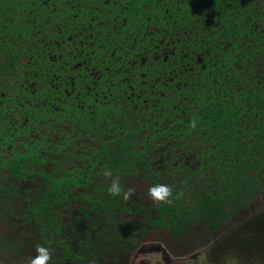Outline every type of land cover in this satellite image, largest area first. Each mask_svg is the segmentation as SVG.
<instances>
[{
    "label": "trees",
    "instance_id": "16d2710c",
    "mask_svg": "<svg viewBox=\"0 0 264 264\" xmlns=\"http://www.w3.org/2000/svg\"><path fill=\"white\" fill-rule=\"evenodd\" d=\"M198 228L264 264V0H0L5 264H127Z\"/></svg>",
    "mask_w": 264,
    "mask_h": 264
},
{
    "label": "rangeland",
    "instance_id": "374dc122",
    "mask_svg": "<svg viewBox=\"0 0 264 264\" xmlns=\"http://www.w3.org/2000/svg\"><path fill=\"white\" fill-rule=\"evenodd\" d=\"M64 91H69L73 94L71 89H64ZM127 184L128 187H134L136 193H141L145 196L147 187L143 182L136 178H130ZM149 201H151L150 198H148ZM198 230L203 238L199 237L195 242L189 240L177 242L169 239L163 232L149 234L134 252L129 254L127 264H257L255 262H246L233 255H227L217 260L211 259L207 254L208 247L199 245L204 242L206 244L210 234L203 233L205 229L198 228ZM0 264H5L1 254ZM24 264H29V262Z\"/></svg>",
    "mask_w": 264,
    "mask_h": 264
},
{
    "label": "clouds",
    "instance_id": "9594fccd",
    "mask_svg": "<svg viewBox=\"0 0 264 264\" xmlns=\"http://www.w3.org/2000/svg\"><path fill=\"white\" fill-rule=\"evenodd\" d=\"M195 121L192 122V127H195ZM105 176L110 179L108 192L112 196H123V199L128 200L135 194V188L129 187L127 191L121 187L119 177H113L110 171H105ZM148 196L154 203H169L173 192L170 186L166 184H156L148 189ZM52 259V252L48 247L37 245L36 255L30 259L29 264H49Z\"/></svg>",
    "mask_w": 264,
    "mask_h": 264
}]
</instances>
